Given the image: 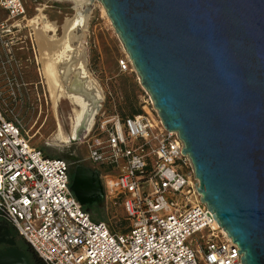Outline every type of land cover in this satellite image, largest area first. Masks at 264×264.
Listing matches in <instances>:
<instances>
[{
  "label": "water",
  "instance_id": "95a60500",
  "mask_svg": "<svg viewBox=\"0 0 264 264\" xmlns=\"http://www.w3.org/2000/svg\"><path fill=\"white\" fill-rule=\"evenodd\" d=\"M97 1L162 125L181 139L200 202L241 263L264 264V0ZM70 189L83 206L104 197L83 165ZM0 264L30 262L8 248Z\"/></svg>",
  "mask_w": 264,
  "mask_h": 264
},
{
  "label": "built area",
  "instance_id": "2783aa9c",
  "mask_svg": "<svg viewBox=\"0 0 264 264\" xmlns=\"http://www.w3.org/2000/svg\"><path fill=\"white\" fill-rule=\"evenodd\" d=\"M0 11L13 19L24 6L0 0ZM6 27L0 18V32ZM117 64L121 71L133 67L127 56ZM147 100L142 113L106 116L83 136L92 164L117 169L94 171L104 196L118 199L129 220L121 232L79 203L66 161L33 146L0 111V221L43 264H243L239 248L199 200L181 139L151 117Z\"/></svg>",
  "mask_w": 264,
  "mask_h": 264
},
{
  "label": "rangeland",
  "instance_id": "374dc122",
  "mask_svg": "<svg viewBox=\"0 0 264 264\" xmlns=\"http://www.w3.org/2000/svg\"><path fill=\"white\" fill-rule=\"evenodd\" d=\"M21 2L24 6L23 16L7 20V27L0 32L1 113L6 119L19 124L22 131L30 137V143L45 155L64 159L69 165L70 179L79 165L98 170L102 174L114 175L116 168L105 163L95 165L88 160L83 136L89 131L87 133L80 131L78 137L73 140L63 141L54 138L59 127L64 134L69 133L72 107L65 100H61L56 107L52 104L46 81L41 73L43 68L41 54L46 52V49L38 44L37 31L33 26L34 19L42 17L46 22L56 26L55 35L60 37L66 19L72 18L77 11L86 16V28L82 31L86 68L98 82L103 95L102 107L99 114H96L97 117L95 115L94 126L112 114L125 117L142 113V106L149 96L140 85L131 65L128 70L119 69L117 61L126 56L128 58V54L102 4L97 0L90 3H84L83 0H21ZM0 13L7 17L4 11ZM39 26L41 27L40 19L37 27ZM80 29L78 26V33L81 32ZM52 34V31L46 32L48 37ZM77 44L76 40L72 41L73 46ZM148 108L151 117L157 118V112L150 105ZM85 208L91 216L104 221L112 231H125L129 226V220L118 199L104 196L101 201L86 205Z\"/></svg>",
  "mask_w": 264,
  "mask_h": 264
},
{
  "label": "bare ground",
  "instance_id": "6f19581e",
  "mask_svg": "<svg viewBox=\"0 0 264 264\" xmlns=\"http://www.w3.org/2000/svg\"><path fill=\"white\" fill-rule=\"evenodd\" d=\"M83 2L90 3L89 0H83ZM0 18L9 20L2 15ZM39 19L40 28L37 27ZM33 23L37 31L38 44L47 52H43L44 56L43 53L41 54L43 62L41 73L46 81L52 104L56 107L61 100H65L72 107L69 133L64 134L59 127L54 138L63 141L73 140L78 137L80 131L87 133L91 130L103 100L98 82L86 68L87 59L82 45L84 35L82 31L86 28V16L77 11L72 18L66 19L62 25L60 37L55 35L56 26L46 22L42 17L35 18ZM78 26L81 28L80 33L77 32ZM49 31L53 34L48 37L46 32ZM74 40L78 43L76 46L72 45ZM57 63L59 64L55 65Z\"/></svg>",
  "mask_w": 264,
  "mask_h": 264
},
{
  "label": "flooded vegetation",
  "instance_id": "af4514ba",
  "mask_svg": "<svg viewBox=\"0 0 264 264\" xmlns=\"http://www.w3.org/2000/svg\"><path fill=\"white\" fill-rule=\"evenodd\" d=\"M8 248H17L28 257L30 264H38L28 252L22 237L6 221H0V250H6Z\"/></svg>",
  "mask_w": 264,
  "mask_h": 264
},
{
  "label": "trees",
  "instance_id": "16d2710c",
  "mask_svg": "<svg viewBox=\"0 0 264 264\" xmlns=\"http://www.w3.org/2000/svg\"><path fill=\"white\" fill-rule=\"evenodd\" d=\"M92 218L94 219V220H100V219H98V217L96 218V217H93L92 216ZM26 244V246H27V249H28V252L30 253V255L32 256V258L38 263V264H43V262L35 255V253L32 251V249H31V247L27 244V243H25Z\"/></svg>",
  "mask_w": 264,
  "mask_h": 264
},
{
  "label": "crops",
  "instance_id": "0c3cea01",
  "mask_svg": "<svg viewBox=\"0 0 264 264\" xmlns=\"http://www.w3.org/2000/svg\"><path fill=\"white\" fill-rule=\"evenodd\" d=\"M0 15H1V13H0Z\"/></svg>",
  "mask_w": 264,
  "mask_h": 264
}]
</instances>
